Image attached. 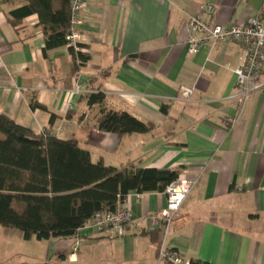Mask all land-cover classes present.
I'll return each instance as SVG.
<instances>
[{"label":"crops","instance_id":"crops-1","mask_svg":"<svg viewBox=\"0 0 264 264\" xmlns=\"http://www.w3.org/2000/svg\"><path fill=\"white\" fill-rule=\"evenodd\" d=\"M24 3L0 0V113L36 132L76 139L93 162L195 177L164 245L187 260L264 264V85L230 127L244 47L216 43L189 54L187 43L188 16L205 5L213 7L210 22L230 26L256 14L264 0H88L76 30L89 60L76 70L68 45L43 53L36 15L9 22L8 12ZM259 79L264 83V65ZM74 86L81 91L69 96ZM92 91L105 94V108L153 128L121 138L99 131V107L86 102ZM125 202L131 220L122 232L80 227L73 257L72 237L24 240L0 226V264H169L157 257L161 231L148 233L143 221L165 207V194L130 192Z\"/></svg>","mask_w":264,"mask_h":264},{"label":"trees","instance_id":"trees-1","mask_svg":"<svg viewBox=\"0 0 264 264\" xmlns=\"http://www.w3.org/2000/svg\"><path fill=\"white\" fill-rule=\"evenodd\" d=\"M23 1L8 12L9 22L16 25L34 14L42 29L44 54L66 45L69 0ZM68 52L74 70L89 60L85 51L72 46ZM105 97L101 91L86 95L89 107H99L95 116L99 131L121 138L153 128L127 111L105 108ZM37 106L44 108L32 101L31 107ZM53 119L52 114L50 123ZM177 176L176 170L168 168L93 162L76 139L58 138L49 128L36 132L0 113V226L20 231L24 240L72 237L95 213L114 210L128 193L163 192ZM189 264L210 263L190 259Z\"/></svg>","mask_w":264,"mask_h":264},{"label":"built area","instance_id":"built-area-1","mask_svg":"<svg viewBox=\"0 0 264 264\" xmlns=\"http://www.w3.org/2000/svg\"><path fill=\"white\" fill-rule=\"evenodd\" d=\"M87 1L69 0L70 18L66 45L72 46L76 51H83V48L77 45L81 35L77 32L76 27L83 23L82 11ZM212 12L213 7L205 5L202 11L188 16V53L193 54L202 47L216 43L236 42L244 47V61L234 69L236 92L230 96L235 99L238 106L235 114L227 120L230 127H233L238 122L242 108L249 95L259 91L264 85L259 79L262 66L264 65V5L256 14L249 16L244 23L230 26H221L210 22L208 16ZM80 91L79 86H74L69 91V96ZM189 93V89L182 88L183 95L187 96ZM68 107H70V101H68ZM196 181L195 177L177 176L176 179L167 184L163 191L166 196L165 207L158 214H148L143 218L146 231H153L156 228L161 229L163 240L157 250V257L160 261L169 264H189V260L185 259L177 249L164 245V237L181 204L194 187ZM130 220V209L126 202L123 201L118 203L112 211L95 213L87 220L84 226L97 233L105 229L120 233L123 226ZM72 241L75 246L69 254L70 257H73L77 250L76 237L72 236Z\"/></svg>","mask_w":264,"mask_h":264}]
</instances>
